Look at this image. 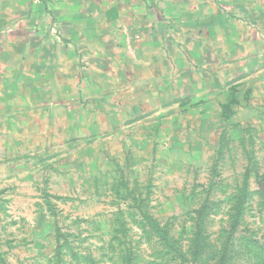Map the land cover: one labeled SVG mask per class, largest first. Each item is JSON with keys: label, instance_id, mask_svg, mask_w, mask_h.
<instances>
[{"label": "rangeland", "instance_id": "1", "mask_svg": "<svg viewBox=\"0 0 264 264\" xmlns=\"http://www.w3.org/2000/svg\"><path fill=\"white\" fill-rule=\"evenodd\" d=\"M222 1L260 8L261 54L214 58L186 99L90 61L40 0H0V264H264V0ZM112 88L120 119L93 115Z\"/></svg>", "mask_w": 264, "mask_h": 264}, {"label": "crops", "instance_id": "2", "mask_svg": "<svg viewBox=\"0 0 264 264\" xmlns=\"http://www.w3.org/2000/svg\"><path fill=\"white\" fill-rule=\"evenodd\" d=\"M40 1L34 2L32 8L50 10L49 15L52 10L58 11L54 16L65 20L62 25L64 37H71L73 42L82 45L90 61L95 58V62L98 60L101 63V58L107 57V70L117 74L125 67L123 58L126 57L127 67L131 68L132 73H136L138 66L142 67L141 80L144 81L145 89L161 97L169 91L177 97L181 90H191L192 87L194 91H188L184 96L186 99L197 96L196 93L206 84L203 80L209 79V75L214 73L210 68L218 60L214 58L233 57L236 60L259 57L262 51V22L260 24L256 14L259 7L249 12L242 7H231L222 0ZM199 9H204V13L199 15ZM233 9H238V13ZM32 15L34 22L41 21L42 30L46 31L35 35L40 37L39 44H36L39 46L44 43L43 36L51 34L53 19L40 17L38 10ZM92 17L95 21L93 27L89 23ZM21 31H14L17 41L26 42L32 34ZM92 41L94 44L91 46L94 45L96 49L93 52L89 47ZM61 65V72L68 78L71 72L68 62H61ZM99 67L100 71L107 74L105 69ZM81 80L86 101L90 81L86 83L85 78ZM110 82L120 84L117 75ZM77 83H80L79 75ZM114 89L118 90L117 87ZM114 89L101 92V96L105 95V101L98 100L93 115H102V110H105L104 117L107 116L109 120L120 119L118 101L115 100L117 96L112 94ZM64 104L67 102L61 99L58 105Z\"/></svg>", "mask_w": 264, "mask_h": 264}]
</instances>
